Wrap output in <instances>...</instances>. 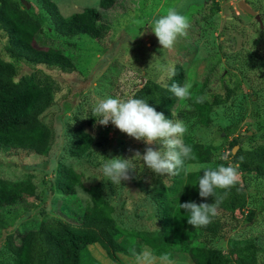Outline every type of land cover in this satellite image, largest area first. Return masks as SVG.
Listing matches in <instances>:
<instances>
[{
    "label": "rangeland",
    "instance_id": "374dc122",
    "mask_svg": "<svg viewBox=\"0 0 264 264\" xmlns=\"http://www.w3.org/2000/svg\"><path fill=\"white\" fill-rule=\"evenodd\" d=\"M17 1L22 9L30 8L33 14H38V0ZM98 1L53 0V3L60 16L66 18L86 7L96 8ZM239 1L254 15L242 11L237 6ZM169 7L187 15L190 27L187 36L179 37L171 49H163L150 29L152 22ZM96 29L95 34L82 35L74 41L77 47L70 71L17 60L6 53V39L0 32V59L15 67L14 80L29 76L52 90L50 107L40 117L52 130L53 152L59 143L52 171L48 169L50 153L45 157L0 149V177L13 182H31L41 194L40 201L25 198L5 210L4 222L0 225V248L13 252L20 235L31 230L34 232V264H48L51 258L50 249L40 238L45 216H55L67 225L92 228L107 243L103 228L109 223L75 225L70 217L81 216L89 206L84 188L94 184L101 185L103 198L114 208L112 220L119 228L149 231L158 228L152 217L154 204L150 193L159 179L169 184L171 175H155L134 156L137 150L143 153L146 147L143 141L128 137L111 124L97 123L99 117L93 109L101 99L132 98L147 81L163 84L164 78L170 76L168 68L178 67L182 85L191 86V96L176 99L170 108V119L179 118L185 123L184 143L190 140L215 148L210 163L187 165L186 172L215 167L220 160L228 158L235 146L229 147L231 140L238 142L235 152L264 144V0H115L110 8L100 11ZM48 33H52L50 29ZM43 40L33 46H42L46 43ZM200 97L209 106L207 125L200 122L198 112L190 106L192 100ZM68 106L70 110L60 115ZM76 129L88 134L92 141L88 152L81 157L68 153L71 132ZM113 156L130 159L133 166L131 179L122 181L121 185L102 181L104 178L99 173L104 157ZM226 162L229 166V161ZM61 165L79 175L80 184L75 186L73 194H60L49 184V180H55V170ZM238 173L236 185L244 186L246 194L242 211L233 217L217 212L228 226L222 237L210 243L191 240L202 250L227 253L230 264L252 261L264 264V179ZM179 235H173L170 244L171 260L174 264H189L181 247L186 238L180 236L181 242H178ZM85 250L80 256L81 264H87L83 261L84 254L99 264H133L136 254L143 249H132L127 257L117 254L118 261L108 259L98 244L87 246Z\"/></svg>",
    "mask_w": 264,
    "mask_h": 264
},
{
    "label": "trees",
    "instance_id": "16d2710c",
    "mask_svg": "<svg viewBox=\"0 0 264 264\" xmlns=\"http://www.w3.org/2000/svg\"><path fill=\"white\" fill-rule=\"evenodd\" d=\"M114 2L115 0H99L96 8L86 7L79 13L62 18L53 0H38L37 15L33 14L30 8L22 9L17 0H0V32L6 39L5 51L27 64L70 71L75 62L77 44L74 41L82 35L95 34L97 24L100 22V11L110 8ZM49 29L52 32L50 34ZM41 39H45L46 43L38 48L34 47L33 44L35 42L39 44ZM175 71L177 74L171 78L165 77L163 84L147 81L143 88H139L132 95V98H147L150 106L170 119V108L174 106L177 98L167 90L166 85L172 83L182 85L183 80L181 69L176 67ZM15 76V67L0 59V149L11 153L23 152L45 157L50 153L48 169L52 171L56 165L55 156L59 143L56 151L53 152L52 130L40 121L41 115L51 104V87L40 84L29 76H21L15 81ZM190 106L198 112L200 122L207 125L208 104L203 100L202 102L192 100ZM69 110L70 106L60 115H64ZM258 130L259 127H256V131ZM91 144L90 136L76 129L71 132L68 153L72 157H81L88 152ZM185 144L192 148V158L185 159L183 169L179 170L177 175L170 176L169 184L159 179L152 186L150 200L154 204L152 217L158 224L157 229L149 231L119 228L112 220L114 208L103 198L101 185L94 184L84 188L90 200L89 206L81 216L70 215V217L75 225L109 223L108 227L103 228L107 243H104L92 228L67 225L55 216H45L40 238L51 251L48 264H81V253H85L86 247L92 244H98L111 261L119 260L117 254L129 256L131 250L136 248L151 249L157 256L168 254L171 260L173 253L170 244L173 235L179 234L178 242H181L180 236L186 238L181 242V247L185 249L189 264H230L231 258L227 253L202 250L198 248L200 245L193 244L191 240L210 243L209 241L222 237L225 227L228 226L221 221L217 213L206 227L194 228L187 223L186 214L179 208L180 203L187 201H195L197 204L212 202L211 197L206 200L199 197L198 187L195 186L203 174L202 169L186 172L185 167L210 163L214 158L215 148L190 140ZM237 144L236 140H231L229 147L232 148ZM227 160L232 166L238 165L237 171L242 176L264 179V144L248 150L238 149L234 154L229 153L228 158L220 160L215 167L221 164L226 166ZM55 174V180H49V184L51 183L50 185L60 194H73L75 186L80 184L79 175L70 168L61 165L55 170ZM224 191L217 190L220 194ZM39 195L41 194L37 193L35 185L31 182H13L0 177V225L4 222L7 208L23 202L25 198L40 201ZM245 203V187L235 184L227 190V195L219 204L217 212L221 211L233 217L235 213L242 211ZM250 216H247L248 219ZM33 234L34 232L30 230L20 235L19 244L13 252L0 248V264H34ZM83 258L87 264H99L85 254ZM248 264L255 263L252 261Z\"/></svg>",
    "mask_w": 264,
    "mask_h": 264
},
{
    "label": "clouds",
    "instance_id": "9594fccd",
    "mask_svg": "<svg viewBox=\"0 0 264 264\" xmlns=\"http://www.w3.org/2000/svg\"><path fill=\"white\" fill-rule=\"evenodd\" d=\"M190 27L189 17L178 12L175 7H169L165 14L160 15L152 22L151 32L163 49H171L179 37L187 36ZM169 78L177 73L174 66L168 68ZM167 90L178 99H187L191 96L190 85L172 83L166 85ZM203 97L198 98L202 102ZM95 116L99 117L101 126L113 125L121 133L136 141H143L146 145L143 153L135 151L134 156L139 157L145 167L157 176L177 175L183 169L185 159L192 158V148L183 141L187 127L179 118L168 119L162 112H157L147 103V98L118 99L106 97L101 99L93 109ZM177 116V114H172ZM151 145H159L154 148ZM100 165L99 173L102 181L111 182L112 185H121L122 181L131 179L130 172L133 166L130 159L120 156L106 158ZM226 159V157H225ZM236 166L203 167L202 176L199 177V197L205 200L209 197L212 202L187 201L179 204V208L186 214L187 223L194 228L206 227L217 214V208L227 195V190L234 186L239 179ZM98 179V178H96ZM101 180V179H99ZM225 190L223 194L217 190ZM107 191V188H105ZM133 264H174L168 254L157 256L153 250L145 248L136 254Z\"/></svg>",
    "mask_w": 264,
    "mask_h": 264
},
{
    "label": "water",
    "instance_id": "95a60500",
    "mask_svg": "<svg viewBox=\"0 0 264 264\" xmlns=\"http://www.w3.org/2000/svg\"><path fill=\"white\" fill-rule=\"evenodd\" d=\"M237 6L242 10V11H244L245 13H247V14H249V15H251V16H253L254 15V13L242 2V1H239L238 3H237ZM255 18V20L256 21H258L259 22V19H258V17L257 16H255L254 17ZM236 148H237V146H234L232 149H231V154H234V152H235V150H236Z\"/></svg>",
    "mask_w": 264,
    "mask_h": 264
}]
</instances>
